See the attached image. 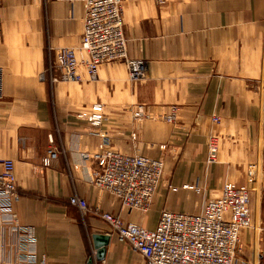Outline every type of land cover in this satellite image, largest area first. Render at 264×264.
<instances>
[{"label":"crops","instance_id":"crops-1","mask_svg":"<svg viewBox=\"0 0 264 264\" xmlns=\"http://www.w3.org/2000/svg\"><path fill=\"white\" fill-rule=\"evenodd\" d=\"M84 17L80 2L0 0V161L15 163L22 197L13 212L18 225L35 228L38 262L146 264L70 199L156 230L165 211L197 215L226 184L247 185L255 165L253 226L241 232L235 264H264V0H125L128 55L147 61L145 77L133 80L126 64L111 62L95 77L80 67L81 81L49 84L55 51L80 46ZM98 104L101 128L78 117ZM103 132L115 151L164 160L147 213L128 216L90 183L94 164L82 156L98 152ZM50 150L57 158L46 166ZM94 236L110 237L100 258ZM16 237L0 217V264H15Z\"/></svg>","mask_w":264,"mask_h":264},{"label":"built area","instance_id":"built-area-1","mask_svg":"<svg viewBox=\"0 0 264 264\" xmlns=\"http://www.w3.org/2000/svg\"><path fill=\"white\" fill-rule=\"evenodd\" d=\"M70 4H83L85 17L83 34L79 47L61 48L55 51L50 62V80L81 81L78 70L85 67L95 77L99 67L105 63L122 62L127 65L130 77L140 80L148 72L145 60L131 59L128 55V39L124 31L125 0H47ZM93 112L79 115L91 126L101 128L105 117L102 105L93 107ZM146 117L144 107L134 111L135 120ZM168 122L173 116L166 117ZM219 123L220 118L214 119ZM103 141L96 153L83 154L86 163H93L90 177L92 186L116 196L128 216L139 211L147 213L153 199L163 183L164 160L147 156H130L115 151L108 143L109 135L100 133ZM137 135L133 134L136 139ZM166 147H162L165 149ZM219 146L214 139L208 143L207 162L217 160ZM57 153L49 151L44 164L50 166ZM258 169L249 168V180L245 186L226 184L221 196L205 204L197 215L185 213H162L156 230H148L137 224H126L111 214H103L96 207L74 196L73 207L82 212L101 216L121 242L128 244L134 252L144 256L146 264H235L241 250L242 230L253 226L251 191L257 182ZM174 191L177 189H173ZM16 166L11 160L0 161V217L3 224L12 225L17 235L12 247L15 264H46L38 262L37 240L33 226L17 224L13 205L20 201Z\"/></svg>","mask_w":264,"mask_h":264},{"label":"water","instance_id":"water-1","mask_svg":"<svg viewBox=\"0 0 264 264\" xmlns=\"http://www.w3.org/2000/svg\"><path fill=\"white\" fill-rule=\"evenodd\" d=\"M110 241L109 236H94L95 248L98 250L99 258L103 256L105 248Z\"/></svg>","mask_w":264,"mask_h":264},{"label":"rangeland","instance_id":"rangeland-1","mask_svg":"<svg viewBox=\"0 0 264 264\" xmlns=\"http://www.w3.org/2000/svg\"><path fill=\"white\" fill-rule=\"evenodd\" d=\"M61 81H62V80H61ZM49 84H51V85L53 84V85H54V82L51 81V83H49Z\"/></svg>","mask_w":264,"mask_h":264}]
</instances>
